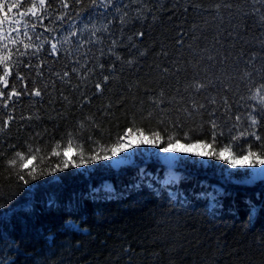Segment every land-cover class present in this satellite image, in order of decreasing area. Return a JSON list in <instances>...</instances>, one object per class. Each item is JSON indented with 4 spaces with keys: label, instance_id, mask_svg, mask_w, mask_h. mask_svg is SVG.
<instances>
[{
    "label": "trees",
    "instance_id": "16d2710c",
    "mask_svg": "<svg viewBox=\"0 0 264 264\" xmlns=\"http://www.w3.org/2000/svg\"><path fill=\"white\" fill-rule=\"evenodd\" d=\"M21 2L23 12L30 0ZM67 2L65 9L60 0H48L50 7L39 13L46 17L44 27L38 24L28 37L12 31L7 20L3 25L0 56L9 57L11 74L7 87L0 82V89L7 95L15 86L22 94L9 99L7 107L0 98V264H264V182L219 193L210 189L213 172L208 177L199 176L198 170L182 172L176 182L163 184L167 169L147 162L136 171L113 170L102 160L84 170L62 165L69 133L71 158L77 161L81 151L91 154L89 136L99 150L115 143L128 128L142 129L149 138L151 132L160 131L165 137L161 144L167 135L183 137L191 130L193 140L208 142L211 151L229 146L231 123L224 125V110L218 105L227 96L233 113L244 112L255 103L250 95L264 84V0H121L107 11L90 7L92 0L79 5L75 0ZM65 12L61 22L57 17ZM9 16L20 19L16 12ZM77 29L78 36L64 42L69 31ZM94 29H99L101 42L77 51V42L91 39ZM140 32L144 35L137 38ZM129 36L135 49L130 50ZM112 39L122 43L116 52L123 62L107 53ZM57 40L58 52L50 55L51 43ZM42 42V50L33 55ZM28 43L33 47L26 49ZM74 67L78 73L72 72ZM89 69L94 71L82 80ZM66 71L69 76L61 79ZM20 75L23 80L17 79ZM104 76L110 79L97 93L95 84L102 83ZM194 80L213 83L190 97ZM34 88L42 95L30 94ZM213 96L217 105L208 104ZM181 97L183 101L177 103ZM154 98L165 101L161 107L179 127L173 129L167 118L159 123L161 113ZM190 99L204 103L206 109L189 117L183 109L191 111ZM213 107L218 110L210 117ZM210 119L224 128V136L215 144L210 139ZM257 132L264 135V129ZM249 142L258 150L254 138H248L233 152L239 156V148ZM29 146L42 149L33 153L36 159L29 157ZM54 147L60 157L52 154ZM16 152L25 158H17ZM9 159L17 164L8 165ZM57 163L62 170L50 171ZM146 169L153 173L148 175ZM17 170L26 179L34 171L37 179L25 185L17 179ZM209 190L218 195L214 205L202 196Z\"/></svg>",
    "mask_w": 264,
    "mask_h": 264
},
{
    "label": "snow or ice",
    "instance_id": "6c2138e0",
    "mask_svg": "<svg viewBox=\"0 0 264 264\" xmlns=\"http://www.w3.org/2000/svg\"><path fill=\"white\" fill-rule=\"evenodd\" d=\"M62 7L67 9L69 7L67 0H60ZM75 2L79 5L82 0H75ZM121 0H92L90 7L100 10L101 8L104 11H107L109 7H112L114 4L120 3ZM256 2V0H254ZM230 7L231 5H227ZM23 7V4L21 0H0V40L4 38L3 34V25L5 21L7 20L9 22V27L12 29V31H15L18 35L21 33L25 36H29V32H36L37 25L39 24L41 27H44L43 20L46 18L44 15L39 14L41 10H47L50 7V4H48V0H30V6L27 7V9L23 12L19 11ZM116 11H120L119 8L116 9ZM16 12L18 16L20 17L19 20H14L12 17L9 16V13ZM102 14V13H101ZM67 15V12L57 17L58 20L63 22L64 17ZM77 15L79 16L80 13L78 12ZM127 13L124 14L126 16ZM32 17L33 22L28 23L26 21V17ZM124 16H121V23H124ZM261 19L264 20V16H261ZM23 22V23H22ZM75 27V25H74ZM104 30L107 31V25L104 26ZM46 31H52L50 28H46ZM80 30L77 29L76 31H69V36L64 38V42L71 43V40L69 37H76L78 36ZM97 32H99V29H94L91 34V39L83 40L77 42V51L79 49L84 48L87 44H98L101 42V39L99 36H97ZM42 35V33H41ZM137 38H142L143 33H137L135 34ZM231 35V33L229 34ZM37 39H39V36H37ZM55 39V38H54ZM130 50L135 49L137 45L133 42V37L129 36L128 38ZM13 43L16 41L13 40ZM60 44V41L57 40L55 43H51L50 46V55L56 54L58 52V45ZM118 46H122L121 41L118 39H112L111 40V46L107 49V53L109 55L115 56V59L117 61H122L123 58L117 54L116 49ZM24 47L31 48L33 45L31 43L25 44ZM43 48V42L36 47V52L33 53V55L39 53ZM27 53H23V55H26ZM70 56L72 55L71 52L68 53ZM87 58V53H82ZM100 55H105L104 49H100ZM144 53L141 52L140 56H143ZM255 55L253 54V59H255ZM9 57L0 56V65H3V72L4 75L0 76V82H3L5 87H7L9 80L8 77L11 74L9 64L6 62L8 61ZM209 59H212L209 57ZM261 59L264 60V56H261ZM251 62V61H250ZM44 62L41 61V64ZM76 63H79V59H76ZM127 63L131 64L132 61L129 60ZM30 66V65H29ZM81 67H84V65H81ZM98 67L101 69L104 67L103 64H99ZM112 67L114 68L115 65L113 64ZM94 71L93 69H89L84 73L82 77H80L82 80L86 79L88 77L89 72ZM165 72H167V69H164ZM207 71V69H206ZM72 72H77V68H72ZM38 75L42 76L43 73L41 71L37 72ZM57 76L60 74L57 73ZM250 75V74H249ZM69 73L66 71L63 73V77L61 79L68 77ZM17 79L23 80L24 77L22 75L17 76ZM110 79L108 76L103 77V82H97L95 84V89L97 93H100L103 91L104 84L107 83V81ZM213 83L212 80H209L208 83H204L201 80H194L193 83L190 85L191 91L189 92V96L191 97L193 93L199 94L204 89L209 87ZM46 87V86H45ZM188 91V89H186ZM24 92H27V87L25 86ZM22 93L20 91H17L15 86L12 87L11 91L7 92V95L5 94L4 89H0V98H3V105L7 107L8 100L13 97H19ZM35 96H41L42 91L39 88H34L32 90V93ZM161 97H163V92H161ZM85 101H88V98L84 97ZM175 99V97L171 98ZM249 100L255 101V103L249 104L246 106V110L244 112H235L233 113V107L229 103L228 97L224 96L222 97V101L218 107H223V116H224V125H228V123H231V127L228 128L229 132V146H225L220 152L216 151H196L193 153V155L196 156H214L216 159H223L226 160L228 164H230L233 168L237 167L238 163H246L249 167H260L264 166V135H260L257 132V129H264V84H261L259 87L255 89V91L250 95ZM183 101V97L180 98L177 103H180ZM153 103L155 104V107L160 111L161 117L159 120L160 124H163L164 119L167 118L170 121V126L175 129L176 127H179L180 125L176 123H171V117L167 116L165 109L161 107L162 104L165 103V101L161 99H155L153 100ZM189 104L191 107V111H189L187 108L183 109V111L189 116L192 117L193 114H200L202 110L206 109V105L204 103H198L195 99H190ZM208 104L211 105H217V99L215 96L208 99ZM218 107H213L212 110L208 113L209 116H214L215 113L218 110ZM239 107V106H238ZM171 111V109H169ZM177 112H180L181 109L177 108ZM152 116V113H149V117ZM12 117L9 116V120H11ZM179 117L177 116V120ZM210 128H211V143L215 144L218 140V138L224 136V128L222 125L218 122L217 119H210L208 121ZM202 127V125H201ZM219 129V131H218ZM165 133H167L168 129L164 130ZM233 132L235 134H233ZM136 134L140 136L138 143L140 144H154L157 145L161 151L167 153L170 151L178 152V151H188L189 149L193 148H209V143L200 140V139H194L191 135V130L188 132L183 133V137H178L175 134L167 135L166 137V143L161 144V141L165 139L164 136L161 135L160 131H153L150 133L151 138L145 139L144 133L142 129H137ZM68 148L64 150L63 153V169H67L69 167H80L84 164L92 163L93 161H99V160H111L112 157L117 156L118 153L125 152L126 149L133 148L134 145L131 142V140H125V136L131 137L133 135L132 129L128 128L123 134H118L116 137V142L111 145H104L100 146L99 150H97L96 145L98 144L97 141H94L91 136L88 137V142L92 145V148L90 149V155L85 156L83 151L79 153V160H74L68 155V151L72 147V139L73 135L71 133L68 134ZM248 138H254V141L258 145V150H253V144L249 142L246 146L239 148V156L236 155L235 152H233V148H236L237 144L241 140H247ZM181 139H188L193 140L192 143L187 144L184 147H178L180 145ZM82 146V144H81ZM42 149L39 147L32 148L29 146L28 149V155L31 159H36V156L33 155V153H39ZM224 152H230L232 153L231 156H224ZM52 154L55 157H60L61 152L57 151L54 147L52 149ZM15 156L17 158L23 159L25 158L24 153L16 152ZM8 165L15 166L17 164L16 159H9L7 161ZM21 168L24 167V165H20ZM62 170L61 164L57 163L54 167L50 169V171H60ZM262 172H264V169H261ZM45 173L41 171L40 175H44ZM15 175L17 176V179L19 181H22L25 185L29 184L31 180L37 179V175L34 174V171L28 172V176L30 179H26L25 175L20 172L19 170L16 171ZM75 226V225H74ZM76 230L79 231L78 226H76Z\"/></svg>",
    "mask_w": 264,
    "mask_h": 264
},
{
    "label": "rangeland",
    "instance_id": "374dc122",
    "mask_svg": "<svg viewBox=\"0 0 264 264\" xmlns=\"http://www.w3.org/2000/svg\"><path fill=\"white\" fill-rule=\"evenodd\" d=\"M141 137L133 132L131 137L126 136L125 140H131L134 147L126 149L125 152L118 153L117 156L112 157L111 160H102L104 165L110 166L113 170H121L124 167H129L133 171L139 170L140 165L144 163H149L151 166L156 168H166L167 173L164 176V183L176 182L178 176L182 172L192 174V171H199V176L206 175L209 172H213L209 178L211 179L210 189H214L219 193L226 190L232 191L235 186H239L240 189L243 187L252 188L259 182H264V166L260 167H249L246 163H238L237 167L233 168L226 160L216 159L214 156H196L193 155L196 151H211L209 148H193L188 151H178V152H163L157 145L154 144H140L138 143ZM145 139H150L144 135ZM187 143L180 142L178 147H184ZM221 151V150H220ZM218 151V152H220ZM73 150L68 151V155L71 157L73 155ZM224 156H231L230 152H224ZM87 164L81 165L80 170L89 168ZM148 175L153 173L152 170L146 169ZM153 176H155L153 174ZM208 177V176H207ZM104 185L108 186V180L103 182ZM160 183V182H159ZM149 187H153L149 182H146ZM162 187V183L158 188ZM157 188V187H155ZM170 194L173 192L170 191ZM203 197L208 198L210 205H214L218 201V195L211 190L207 193H202Z\"/></svg>",
    "mask_w": 264,
    "mask_h": 264
}]
</instances>
